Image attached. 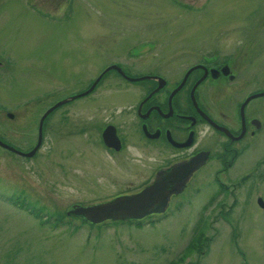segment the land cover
Returning <instances> with one entry per match:
<instances>
[{
    "label": "rangeland",
    "instance_id": "374dc122",
    "mask_svg": "<svg viewBox=\"0 0 264 264\" xmlns=\"http://www.w3.org/2000/svg\"><path fill=\"white\" fill-rule=\"evenodd\" d=\"M203 57L236 68L238 78L224 95L236 87L241 96L264 93V0H0L2 99L32 96L36 103L9 131L20 147L35 141V116L85 92L110 63L128 71L158 60L170 78ZM115 77L107 75L90 97L55 110L35 159L20 162L0 152V264H264V96L246 110H258L262 129L230 173L237 181L250 169L242 184L232 180L217 195V163L210 157L181 197L189 203L166 218L95 225L67 217L72 205L132 192L152 163L130 117L120 119V108L135 101V88ZM108 105L114 120L128 125L120 154L99 143ZM199 135L213 142L205 129ZM11 196L28 211L9 204ZM230 205L228 220L223 212Z\"/></svg>",
    "mask_w": 264,
    "mask_h": 264
},
{
    "label": "flooded vegetation",
    "instance_id": "af4514ba",
    "mask_svg": "<svg viewBox=\"0 0 264 264\" xmlns=\"http://www.w3.org/2000/svg\"><path fill=\"white\" fill-rule=\"evenodd\" d=\"M155 62L157 64L149 63V65L146 64L142 66L139 64L137 66L131 65L128 66V71L125 67L119 65L118 62L110 63L106 65V67L110 65L118 67L123 76L115 70H109L99 78L97 85L93 89V91H95L100 83L107 81L105 77L113 73L116 76L115 78H117V80L120 79L121 84H124L123 86H132L135 88V91L132 92V98L135 99V101L134 103H130L127 107L120 108L119 114H123V116L120 115V119L124 117V115L130 117L128 124L137 134V141L147 147V152H150L148 160L152 162L150 165L145 166L142 173H146L147 175L132 192L126 191L123 193H116V195H113V198L139 192L143 190L144 187L151 185L162 173L169 172L176 166L192 161L196 156L201 155V153H208V155L204 163L188 178L182 190L177 194L170 195L166 202L167 206L164 212L149 214L140 220L128 221V223L132 224L141 223L146 219L149 221H157L160 218H166L168 211L172 210L178 212V210L184 206L183 201L188 204L189 200L186 201V197L183 199L181 197L185 194L184 192L187 190L188 185L191 184V180L205 167L210 157L217 163V168L213 171L214 173L212 175L213 184L218 191L216 193L217 195L225 193L226 191L224 188L227 187V183L230 184L232 180L236 181L235 178L232 179L230 176L231 170L232 172L235 170L233 168L236 160L239 159L241 154L249 150L251 140L254 139L262 129L258 110L252 107L246 111L250 105L249 103L254 99L248 100L240 113L241 103L247 99V97L255 94L254 92L248 93L246 96H241V92H239L236 87L234 92L231 91L229 94L224 95L225 87L235 84L238 78L236 68L228 62H218L214 59L211 60L210 58L203 57L202 60L192 63V65L183 70L180 77H178V75H173L170 78L164 76L158 66H156L159 61L156 60ZM106 67L99 71L94 79L89 81L87 87L96 80L97 76L107 69ZM172 72L173 71H170V73ZM142 77L143 79H139ZM136 79H139V81H135ZM1 82L2 73L0 72V142L7 147H0V152H2L3 156L6 158H17L20 162L36 158L45 140V129L46 127H50L47 122L52 118L55 110L64 108L77 99H83L91 95V93H88L69 103L58 106L51 111L41 124V142L39 148L35 150V153L31 157H23L16 152H12L10 149L16 150L21 154L30 152L35 147V143L39 137V119L46 110L64 99L56 101L54 104L46 107L39 118L36 116L34 117L35 141L32 143L30 142L25 148L20 147L18 144L20 143L18 137L12 136L9 131L16 129L13 127L18 124L21 116L25 115L26 112L29 113L30 110L36 106V103L30 99L32 96H23L22 100H19V98H12V100L9 99L7 104H5L2 99ZM84 90L86 91V89ZM130 96L131 95L128 97L120 95L119 99L129 100L131 98ZM103 99L104 97L100 100ZM109 99L113 100L114 97H109ZM109 107L110 105H108L105 110ZM113 112H115V110L110 107L109 116L105 118L104 123L101 122L102 124L99 126V143H101L102 147L105 148L110 155L120 154L128 138L126 132L122 130L123 128H127L124 127L128 126L125 124L127 121H122L119 124L111 116ZM67 119L68 113L63 111L62 121L65 127L69 124ZM201 129H205V135H209V138L213 140L212 143H210L211 141L208 142L209 140H207V137H200L199 133ZM104 130L114 133V137L117 141L116 144H119L118 150L113 147L107 148L105 146L102 141ZM28 135L29 134H25V138L30 136ZM32 135L33 134H31V136ZM249 170L240 173L234 184L240 182L242 184L246 181L247 175L250 174ZM6 200L9 201V204L12 202L13 206H19V208L22 204H25V201L20 197L12 199L11 196V198ZM258 200L260 199L258 198L257 201ZM173 201L175 205L173 204L172 206L171 203H173ZM259 204H262V209L263 201L260 200ZM221 208H223V205ZM231 208V205L226 208L223 212V218L230 219L231 215L229 214L233 211Z\"/></svg>",
    "mask_w": 264,
    "mask_h": 264
},
{
    "label": "water",
    "instance_id": "95a60500",
    "mask_svg": "<svg viewBox=\"0 0 264 264\" xmlns=\"http://www.w3.org/2000/svg\"><path fill=\"white\" fill-rule=\"evenodd\" d=\"M96 80L86 89L85 92L78 93L74 96H69L62 101H59L55 106L46 110L38 122V135L37 141L35 143V148L30 152L21 154L16 150L10 149L12 152H16L18 155L23 157H31L35 150L39 148L41 142V128L42 122L45 117L53 111L56 107L64 105L65 103L74 100L78 97L85 96L90 93L94 86L99 81V78L106 74L109 70H115L120 75L123 76L120 69L114 65L108 66ZM139 79H143L139 78ZM136 79L135 81H139ZM132 80V79H131ZM264 96V93H258L252 96L247 97L244 101L240 113L242 112L243 107L246 105L248 100L255 99L258 97ZM102 141L107 148L113 147L118 150L119 144H116L117 141L114 137V133L104 130L102 134ZM116 144V146H115ZM118 145V146H117ZM1 148H7L4 144L0 142ZM208 153H201V155L196 156L192 161L186 162L176 166L169 172L162 173L159 175L155 181L144 187L143 190L136 192L132 195H123L122 197H116L112 200L105 201L99 204H92V206H77L72 205L71 210L67 215H73L75 217H80L85 219L90 224H102L105 221H129V220H140L146 217L149 214H156L164 212L167 204V200L172 194H177L182 190L184 185L187 183L188 178L195 172L205 161Z\"/></svg>",
    "mask_w": 264,
    "mask_h": 264
},
{
    "label": "trees",
    "instance_id": "16d2710c",
    "mask_svg": "<svg viewBox=\"0 0 264 264\" xmlns=\"http://www.w3.org/2000/svg\"><path fill=\"white\" fill-rule=\"evenodd\" d=\"M26 206H27V205L22 204V205L20 206V208H21V209H24ZM24 210H25V209H24ZM25 211H28V210L26 209ZM61 218H62V216H60V217H55V221H54V222H58V221H60Z\"/></svg>",
    "mask_w": 264,
    "mask_h": 264
}]
</instances>
